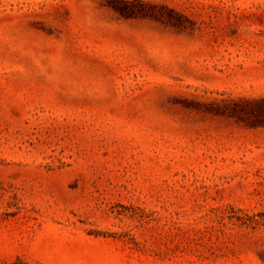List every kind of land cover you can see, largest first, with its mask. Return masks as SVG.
Instances as JSON below:
<instances>
[{"label": "rangeland", "instance_id": "1", "mask_svg": "<svg viewBox=\"0 0 264 264\" xmlns=\"http://www.w3.org/2000/svg\"><path fill=\"white\" fill-rule=\"evenodd\" d=\"M0 264H264V0H0Z\"/></svg>", "mask_w": 264, "mask_h": 264}, {"label": "trees", "instance_id": "2", "mask_svg": "<svg viewBox=\"0 0 264 264\" xmlns=\"http://www.w3.org/2000/svg\"><path fill=\"white\" fill-rule=\"evenodd\" d=\"M117 11H119L122 15L126 16V17H136V16H140V15H144V14H148L143 13L144 11H135L130 5L131 2H124L123 5H116V4H111Z\"/></svg>", "mask_w": 264, "mask_h": 264}]
</instances>
